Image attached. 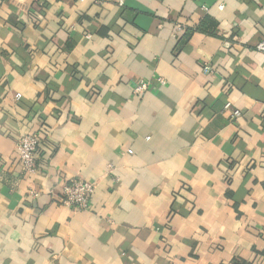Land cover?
<instances>
[{"label":"crops","instance_id":"1","mask_svg":"<svg viewBox=\"0 0 264 264\" xmlns=\"http://www.w3.org/2000/svg\"><path fill=\"white\" fill-rule=\"evenodd\" d=\"M263 37L264 0H0V264H264Z\"/></svg>","mask_w":264,"mask_h":264},{"label":"built area","instance_id":"2","mask_svg":"<svg viewBox=\"0 0 264 264\" xmlns=\"http://www.w3.org/2000/svg\"><path fill=\"white\" fill-rule=\"evenodd\" d=\"M126 0H115L120 5H123ZM184 30L183 25H177V32ZM256 48L264 53V37L257 44ZM204 72L210 73L212 71V66L205 64ZM157 81L160 84H165L164 78L159 77ZM151 86V81L141 79L134 87V94L142 95L149 90ZM230 108V104L226 105ZM240 111L235 109L232 116H240ZM41 137L39 134L27 133L19 137L17 141L16 149L19 152L21 164L27 172H34L37 170L38 153L40 147ZM60 203L65 206L73 207L79 210L90 209V200L95 191V183L83 178H73L69 181L63 183L60 189Z\"/></svg>","mask_w":264,"mask_h":264},{"label":"trees","instance_id":"3","mask_svg":"<svg viewBox=\"0 0 264 264\" xmlns=\"http://www.w3.org/2000/svg\"><path fill=\"white\" fill-rule=\"evenodd\" d=\"M217 27H218V22L210 15H205L204 18L201 20V22L196 27H194V29H184L185 34L183 41L185 40V38H188L195 31H199L210 35H216Z\"/></svg>","mask_w":264,"mask_h":264}]
</instances>
